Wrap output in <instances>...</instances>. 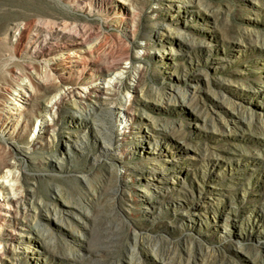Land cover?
Instances as JSON below:
<instances>
[{
	"label": "rangeland",
	"instance_id": "374dc122",
	"mask_svg": "<svg viewBox=\"0 0 264 264\" xmlns=\"http://www.w3.org/2000/svg\"><path fill=\"white\" fill-rule=\"evenodd\" d=\"M120 1L0 0V264H264V0H142L136 21Z\"/></svg>",
	"mask_w": 264,
	"mask_h": 264
},
{
	"label": "bare ground",
	"instance_id": "6f19581e",
	"mask_svg": "<svg viewBox=\"0 0 264 264\" xmlns=\"http://www.w3.org/2000/svg\"><path fill=\"white\" fill-rule=\"evenodd\" d=\"M119 3L121 5H123V6H125V7L132 8L131 15L129 14V17L125 16L124 17L125 19H127V18L130 19L131 18L134 21H136V20L140 19L141 16L144 14V8L142 6V0H121ZM61 36H62V30L60 29V38H61ZM30 37H31V35H30ZM72 41L75 44H80L79 43L80 40L78 38H74L73 37ZM76 58H78L77 54L68 53L62 59H64L63 60L65 62L64 64H69V66H67V67H76V63H78V61H76ZM109 75L113 76V77H118L119 76L118 73L114 74V72H111V71H109ZM30 86H31L30 84L23 82V83H21L19 85V87L17 85V87L14 88V90L13 89L9 90V93L11 94V96H9V100L12 103H14V105H16L18 107V109H15V110L18 111L16 113V115H18L20 117H21V115L24 114L23 111L24 112L25 111H31V112L34 111L32 109L34 107V105H33L34 102L32 104L30 103L31 102V100H30L31 96L34 93H33L32 89H30L31 88ZM109 88L110 87L107 86V85H104V83H97V84L89 86L88 88L83 90L84 93L77 95L79 100L74 101V106L72 108H74L75 111H70L71 112V116L72 117L77 116V115L78 116H84L85 115V116H88V117L94 116L96 111H97V109L101 110V107H102L101 100L106 99L105 95L108 93ZM30 91H31V95L29 93ZM20 94H22V95H24L25 97L28 98L27 100L30 101V102H28L29 103L28 105H29L30 108L23 107L22 105H19V104L16 103V101H19L20 103H24V101H22L20 98H16V97H21ZM65 98L66 97L64 96V94L63 95L60 94V96L59 95L56 96L54 99H52V101H50V104L47 106V107H49L48 110L52 111L55 108V106L60 104V103H62V101ZM88 99L91 100V103H90V101H88ZM11 102H9V103H11ZM31 106H33V107L31 108ZM123 111L127 112V110H125V109ZM85 112H87V114ZM11 114H14V112L11 113ZM44 117H48V116L45 115ZM124 119H125L124 122L127 125V127H126L127 129L123 130L120 133V136L118 137V146L120 147L119 151L116 152V153H112L110 156H112V155L113 156H116V155L119 156L123 152L128 151L127 150L128 147L130 145H132V144H135L136 141L142 142V141H144L147 138V130L150 129V124H151V120H150L149 117L143 115L142 121H140L138 123V125H136V126H134L132 124L129 125L130 119L128 117H125ZM153 128L154 127H152V129ZM103 129H105L104 126H103ZM68 145H69V143H68ZM60 153H61V151H60ZM13 180H15L14 177H11V176L7 177V181L12 182ZM10 185L12 186V189L15 188L14 187L15 183H12ZM1 207H2V205H1ZM77 209H79V208H77ZM15 210H14V212H9L10 214L2 212V215H4L5 217H13L15 219L19 218L18 214H20V213L16 212ZM72 213H73V216L77 217V219L79 221H82L84 228H88V223L86 222V219L84 217H82L79 213H76L75 211L72 212ZM84 215L86 217H89V212L84 213ZM60 222H62L64 225H67L71 229V231L73 233L84 234L83 229L80 228V226L74 224V222L72 221L71 218H69V217L60 218ZM28 234L30 236V231L28 230V227H27L26 224H21L20 228L14 229V231H12V235H14L15 237L17 236V238L13 239L12 248H15V244L18 243L19 241H23L24 240L23 238L29 237ZM2 249H3V247H2ZM2 256H4V254ZM63 259L66 262V261H71V260L76 259V258L74 257V255L72 253H70V254H64Z\"/></svg>",
	"mask_w": 264,
	"mask_h": 264
}]
</instances>
